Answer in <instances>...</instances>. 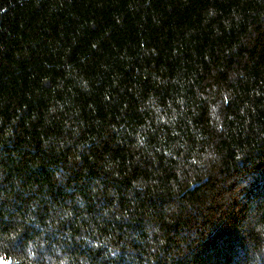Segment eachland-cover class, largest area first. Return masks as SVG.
<instances>
[{"label": "trees", "instance_id": "obj_1", "mask_svg": "<svg viewBox=\"0 0 264 264\" xmlns=\"http://www.w3.org/2000/svg\"><path fill=\"white\" fill-rule=\"evenodd\" d=\"M0 264H264V0H0Z\"/></svg>", "mask_w": 264, "mask_h": 264}]
</instances>
